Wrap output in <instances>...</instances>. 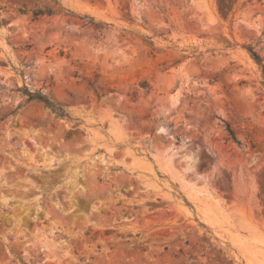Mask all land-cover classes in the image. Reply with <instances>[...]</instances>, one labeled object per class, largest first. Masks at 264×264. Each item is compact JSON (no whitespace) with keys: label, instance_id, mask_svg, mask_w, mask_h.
Here are the masks:
<instances>
[{"label":"rangeland","instance_id":"1","mask_svg":"<svg viewBox=\"0 0 264 264\" xmlns=\"http://www.w3.org/2000/svg\"><path fill=\"white\" fill-rule=\"evenodd\" d=\"M56 1L0 0V264H264V0Z\"/></svg>","mask_w":264,"mask_h":264},{"label":"trees","instance_id":"2","mask_svg":"<svg viewBox=\"0 0 264 264\" xmlns=\"http://www.w3.org/2000/svg\"><path fill=\"white\" fill-rule=\"evenodd\" d=\"M54 4L57 5V1L53 0ZM237 0H226L225 5H224V15L227 17L234 12L235 4ZM67 15L75 17V15L68 10H64ZM59 12L58 10H55L51 7H43V8H36L33 10H28V9H21L20 13L22 14H27L30 13L32 15L33 19H37L39 17L43 16H52L53 14ZM81 20L87 19L86 24H91L93 22V19L87 16L84 17H79ZM106 25V24H103ZM244 49L247 51L249 57L251 60L258 66L260 69L262 75L264 76V58L259 57L256 51H254L253 47L247 45L246 47L244 46ZM264 84V82H263ZM23 94L27 96V101H35L38 103L43 104L45 108H47L56 118L60 119H68V113L64 106L53 99L52 97L42 94L40 91L38 92H29L27 91L26 88L23 89ZM227 132L229 134L230 140H232L234 143L240 145V142L236 140L235 134L233 131L230 129L229 126H227Z\"/></svg>","mask_w":264,"mask_h":264}]
</instances>
